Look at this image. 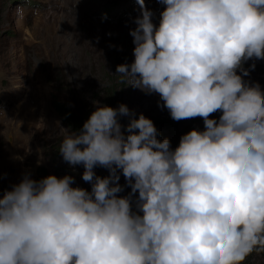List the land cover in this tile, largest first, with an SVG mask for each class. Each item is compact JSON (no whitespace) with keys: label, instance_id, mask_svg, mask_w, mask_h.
I'll use <instances>...</instances> for the list:
<instances>
[{"label":"clouds","instance_id":"1","mask_svg":"<svg viewBox=\"0 0 264 264\" xmlns=\"http://www.w3.org/2000/svg\"><path fill=\"white\" fill-rule=\"evenodd\" d=\"M136 2L134 61L116 73L158 94L174 121L200 117L205 130L172 150L143 114L94 102L59 148L91 191L69 175H25L5 191L0 264H243L264 251V91L242 78L245 62L264 60V0H157L158 25ZM118 173L129 196L118 195Z\"/></svg>","mask_w":264,"mask_h":264},{"label":"rangeland","instance_id":"2","mask_svg":"<svg viewBox=\"0 0 264 264\" xmlns=\"http://www.w3.org/2000/svg\"><path fill=\"white\" fill-rule=\"evenodd\" d=\"M145 4L158 25L164 5ZM139 13L136 0H0V196L25 175L33 180L69 175L72 187L91 191L83 166L72 167L59 154L62 140L82 128L61 114L62 106L87 121L96 101L114 109L126 105L135 118L151 119L157 138L168 139L172 150L191 130H205L200 117L174 121L158 107L163 104L158 94L133 88L116 73L118 65L134 61L129 33ZM243 68L249 70L244 81L264 91V60H249ZM210 118L219 120L215 114ZM120 123L126 127L128 118ZM94 172L109 175L100 166ZM118 174L124 189L118 195L129 196L131 188ZM137 197H131L134 212ZM243 264H264V251H253Z\"/></svg>","mask_w":264,"mask_h":264},{"label":"trees","instance_id":"3","mask_svg":"<svg viewBox=\"0 0 264 264\" xmlns=\"http://www.w3.org/2000/svg\"><path fill=\"white\" fill-rule=\"evenodd\" d=\"M61 114L64 115V117L70 121V123L76 127H82L83 126V122H86L84 117H81L80 115L76 114L75 112H73V110L71 108H68L66 106H62L59 108ZM217 116H221V112L217 111L216 113H214ZM47 177V175H42L40 178L38 177V179H36V181L41 180L42 178Z\"/></svg>","mask_w":264,"mask_h":264},{"label":"bare ground","instance_id":"4","mask_svg":"<svg viewBox=\"0 0 264 264\" xmlns=\"http://www.w3.org/2000/svg\"><path fill=\"white\" fill-rule=\"evenodd\" d=\"M164 7H165V6H163L162 10H164Z\"/></svg>","mask_w":264,"mask_h":264}]
</instances>
